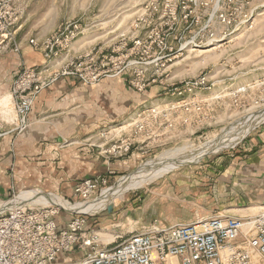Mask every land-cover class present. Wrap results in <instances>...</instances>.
Instances as JSON below:
<instances>
[{
    "label": "built area",
    "instance_id": "2783aa9c",
    "mask_svg": "<svg viewBox=\"0 0 264 264\" xmlns=\"http://www.w3.org/2000/svg\"><path fill=\"white\" fill-rule=\"evenodd\" d=\"M138 5L127 28L106 50L69 53L85 32L79 22L67 23L42 42L30 40L48 62L22 68L8 98L0 99V126L24 132L37 97L63 77L85 86L125 77L132 89L144 93L184 53L225 45L264 16V0H138ZM24 10L22 0H0V53H20L17 24ZM217 83L210 72L182 80L166 89L168 98L143 105L114 124L115 134L104 149L107 159L125 158L142 139L164 136L168 144L175 131H200L221 98L214 95ZM113 174L78 181L73 188L77 203L98 199ZM61 210L30 203L0 213V264H55L60 254L75 247L84 252L80 264H264V206L245 217L220 214L169 227L154 223L111 247H103L98 232L85 231L91 215L71 213L73 218L60 228Z\"/></svg>",
    "mask_w": 264,
    "mask_h": 264
},
{
    "label": "crops",
    "instance_id": "0c3cea01",
    "mask_svg": "<svg viewBox=\"0 0 264 264\" xmlns=\"http://www.w3.org/2000/svg\"><path fill=\"white\" fill-rule=\"evenodd\" d=\"M89 46L79 39L69 53L81 55ZM20 47V53H0V99L8 98L23 67L46 64L43 54L25 41H20ZM155 90L136 93L124 77L92 86L63 77L46 88L33 103L24 132L0 126V198L26 188L75 198L73 188L80 180L113 172L112 180L135 171L148 154L167 145V137L142 139L122 159H107L104 149L115 134L111 130L114 124L143 105L163 100L153 97H161ZM103 132H110L109 137L103 138ZM173 134L176 139L190 132ZM262 206L264 124L233 153L194 169L172 171L118 201L111 213L89 218L85 231L98 232L103 247H111L154 223L169 227L220 213L241 216ZM69 220L57 219L59 227L64 228ZM83 258L84 252L75 247L60 254L55 264H80Z\"/></svg>",
    "mask_w": 264,
    "mask_h": 264
},
{
    "label": "rangeland",
    "instance_id": "374dc122",
    "mask_svg": "<svg viewBox=\"0 0 264 264\" xmlns=\"http://www.w3.org/2000/svg\"><path fill=\"white\" fill-rule=\"evenodd\" d=\"M22 1L25 5V10L22 19L17 24V41L19 43L20 41H25L26 45L29 46H31L29 41L32 39L42 42L44 39L54 35L67 23L79 22L85 29L79 39L83 43H89L88 50H98L100 48L106 50L115 43L117 34L127 28V25L139 9L138 0ZM221 44H214L215 46L213 47L215 48L212 49H200L196 50V52L184 53L168 67L161 82L150 84L147 90L156 89L155 91H159V95H161L160 97L156 94L153 97L155 99H165L168 98L166 89L171 85L185 79L194 78L203 72H210L214 80L219 82L215 87L214 95L221 98L215 102L211 120L200 131L198 130L194 135L168 139L167 145L148 154L140 165L170 150L185 146L197 147L219 136L229 139L233 138L243 129L249 117L264 111V16L257 18L252 28L242 29L232 35L228 43L225 45ZM32 49L44 56L42 51L35 48ZM263 124L264 121L252 129L236 146L208 155L192 164L182 165L173 171L194 169L196 166L206 164L218 156L233 153ZM122 177L124 176L110 180L108 189L115 186ZM152 183L129 191L118 201L126 200ZM32 189L34 188L12 192L9 197L0 198V201L13 200L20 195V192ZM14 196L16 197L14 198ZM57 196L68 200L71 204H76L80 201L77 198ZM106 209L91 215L89 218L108 213ZM259 210H250L241 216L253 215ZM71 217L73 215L63 209L57 219L64 222L65 219L69 220Z\"/></svg>",
    "mask_w": 264,
    "mask_h": 264
},
{
    "label": "bare ground",
    "instance_id": "6f19581e",
    "mask_svg": "<svg viewBox=\"0 0 264 264\" xmlns=\"http://www.w3.org/2000/svg\"><path fill=\"white\" fill-rule=\"evenodd\" d=\"M213 46L215 45L213 44L209 47H203L200 49L205 50L215 48ZM263 121L264 111H261L255 116L249 117V119L246 120L243 129L233 138L229 139L224 136H219L197 147L185 146L167 151L155 159L144 162L131 174L120 178L115 186L105 189L98 199L90 203L71 204L64 198L55 194H47L36 190H26L22 191L20 195L13 200L6 202L0 201V213L11 211L30 203H42L54 205L72 213L87 215L97 214L112 205L114 201L121 199L129 191L142 188L182 165L192 164L200 161L208 155L219 153L224 149L236 146L252 129L257 127Z\"/></svg>",
    "mask_w": 264,
    "mask_h": 264
},
{
    "label": "water",
    "instance_id": "95a60500",
    "mask_svg": "<svg viewBox=\"0 0 264 264\" xmlns=\"http://www.w3.org/2000/svg\"><path fill=\"white\" fill-rule=\"evenodd\" d=\"M137 170V169H136ZM134 172V171H133ZM118 204V200L114 201V203L112 205H110L106 210H108L109 213L112 212V210L114 209V207ZM65 212L67 213H72V212H68L67 210L64 209ZM72 214H77V213H72Z\"/></svg>",
    "mask_w": 264,
    "mask_h": 264
}]
</instances>
